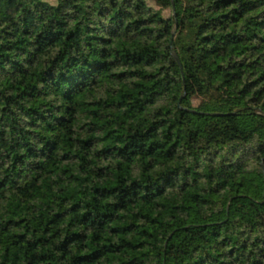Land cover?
I'll return each mask as SVG.
<instances>
[{"label": "trees", "instance_id": "obj_1", "mask_svg": "<svg viewBox=\"0 0 264 264\" xmlns=\"http://www.w3.org/2000/svg\"><path fill=\"white\" fill-rule=\"evenodd\" d=\"M153 1L0 0V264H264V0Z\"/></svg>", "mask_w": 264, "mask_h": 264}, {"label": "rangeland", "instance_id": "obj_2", "mask_svg": "<svg viewBox=\"0 0 264 264\" xmlns=\"http://www.w3.org/2000/svg\"><path fill=\"white\" fill-rule=\"evenodd\" d=\"M48 1L55 2V0H48ZM147 2L151 6H153L154 8H159V6L156 5L153 0H147ZM180 6L181 5H180L179 2H177L176 0H173V5L171 7L168 6V7H164V8L161 9L163 16L164 17H168V16H171V15H175L176 16L178 14V12H179ZM198 102H199L198 99L194 100V105L198 104Z\"/></svg>", "mask_w": 264, "mask_h": 264}, {"label": "water", "instance_id": "obj_3", "mask_svg": "<svg viewBox=\"0 0 264 264\" xmlns=\"http://www.w3.org/2000/svg\"><path fill=\"white\" fill-rule=\"evenodd\" d=\"M172 1V5H173V0H171ZM175 59L177 60V62L179 63V65H180V62H179V59H178V57H177V55L175 54ZM181 67V66H180ZM204 114H217V113H209V112H203Z\"/></svg>", "mask_w": 264, "mask_h": 264}]
</instances>
